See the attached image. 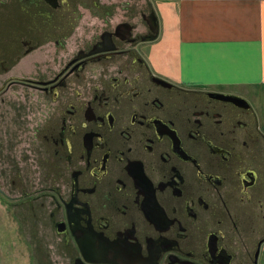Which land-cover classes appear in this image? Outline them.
<instances>
[{"label": "flooded vegetation", "instance_id": "obj_1", "mask_svg": "<svg viewBox=\"0 0 264 264\" xmlns=\"http://www.w3.org/2000/svg\"><path fill=\"white\" fill-rule=\"evenodd\" d=\"M4 13L0 104L21 124L8 146L49 163L17 204L46 210L59 259L264 264L258 99L147 61L154 0H0Z\"/></svg>", "mask_w": 264, "mask_h": 264}, {"label": "crops", "instance_id": "obj_2", "mask_svg": "<svg viewBox=\"0 0 264 264\" xmlns=\"http://www.w3.org/2000/svg\"><path fill=\"white\" fill-rule=\"evenodd\" d=\"M175 1L176 79L255 96L264 125V0Z\"/></svg>", "mask_w": 264, "mask_h": 264}, {"label": "rangeland", "instance_id": "obj_3", "mask_svg": "<svg viewBox=\"0 0 264 264\" xmlns=\"http://www.w3.org/2000/svg\"><path fill=\"white\" fill-rule=\"evenodd\" d=\"M154 8L161 21V40L157 42V45L145 48V56L147 61H150L159 70H166L164 65L172 70L175 60L173 47L176 43V34L173 33L174 19L176 22L179 19L176 1L154 0ZM5 17L6 13L0 19ZM224 88L223 90H235ZM253 94H255L254 91ZM260 94L263 95V93ZM248 96L252 98L251 95ZM10 105V102L5 105L0 104V191L5 196L0 198V264H68L64 256L59 259L55 253L57 246L45 225L46 210L38 211V219H36L32 217V212L27 209V205L17 204L18 190L20 191L23 187L31 184L39 187L37 184L39 175L36 171L39 169L45 173V168L49 167V163L46 158L39 160V157L26 152L24 148L12 152L13 146H8V140L21 124L14 123L12 115L15 114H13ZM30 116L39 119L37 116ZM13 141L14 138L11 142ZM11 156L15 158L20 168L18 173L13 172L11 168ZM7 200L10 205L7 204ZM36 204L38 206L39 202Z\"/></svg>", "mask_w": 264, "mask_h": 264}]
</instances>
